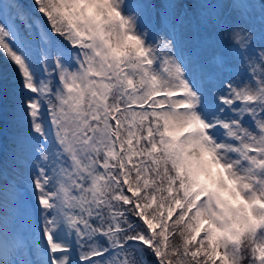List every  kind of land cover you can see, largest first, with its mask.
I'll list each match as a JSON object with an SVG mask.
<instances>
[{
  "label": "snow or ice",
  "instance_id": "1",
  "mask_svg": "<svg viewBox=\"0 0 264 264\" xmlns=\"http://www.w3.org/2000/svg\"><path fill=\"white\" fill-rule=\"evenodd\" d=\"M0 264H264V0H0Z\"/></svg>",
  "mask_w": 264,
  "mask_h": 264
},
{
  "label": "rangeland",
  "instance_id": "2",
  "mask_svg": "<svg viewBox=\"0 0 264 264\" xmlns=\"http://www.w3.org/2000/svg\"><path fill=\"white\" fill-rule=\"evenodd\" d=\"M26 4H27L29 7H31L32 1H31V0H26ZM9 66H10V65H9ZM0 69L8 71V70H9L8 64H7L5 61H4V63H3V62H0ZM11 70H12V69H11ZM11 70H10V71H11Z\"/></svg>",
  "mask_w": 264,
  "mask_h": 264
},
{
  "label": "trees",
  "instance_id": "3",
  "mask_svg": "<svg viewBox=\"0 0 264 264\" xmlns=\"http://www.w3.org/2000/svg\"><path fill=\"white\" fill-rule=\"evenodd\" d=\"M32 1V0H31ZM4 61V59H3V57L2 56H0V61ZM10 67V70H11V66H9Z\"/></svg>",
  "mask_w": 264,
  "mask_h": 264
}]
</instances>
